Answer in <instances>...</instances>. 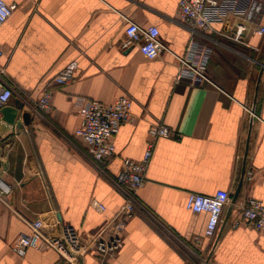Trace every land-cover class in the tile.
<instances>
[{"label":"crops","instance_id":"1","mask_svg":"<svg viewBox=\"0 0 264 264\" xmlns=\"http://www.w3.org/2000/svg\"><path fill=\"white\" fill-rule=\"evenodd\" d=\"M4 1L14 5L0 25L1 63L13 93L0 107L9 110L0 114V189L7 192V202L0 201V264H67L36 238L23 256L9 250L35 218L45 232L58 220L81 238L103 227L108 236L128 197L114 176L123 158L143 156L155 122L169 135L153 140L120 248L99 257L90 247L81 264H264V235L244 221L234 225L237 200L223 221L225 206L210 238L203 235L207 215L185 207L190 192L224 189L231 198L243 166L253 176L242 181L238 197L246 193L264 204V34L249 33L264 25V0L230 2L214 22L223 35L207 39L210 82L193 85L176 80L175 55L190 35L178 0ZM126 18L157 26L166 50L150 59L137 45L124 48ZM239 23L246 26L241 42L231 39ZM71 61V79L54 83ZM46 91L49 108H36ZM119 96L131 99V115L113 137L114 154L97 164L74 133L76 110L83 99ZM16 99L23 108L14 115ZM94 199L103 210L91 206Z\"/></svg>","mask_w":264,"mask_h":264},{"label":"built area","instance_id":"2","mask_svg":"<svg viewBox=\"0 0 264 264\" xmlns=\"http://www.w3.org/2000/svg\"><path fill=\"white\" fill-rule=\"evenodd\" d=\"M233 0H178L177 15L180 22L189 32V38L185 50L180 55H175L177 60L176 80H184L193 85L202 82H210L206 68L210 59L212 46L207 42L208 36L214 33L222 34L214 25L216 20L223 17L225 10ZM257 8V7H255ZM14 5L0 0V25L9 17ZM251 12H247L246 19ZM124 29L125 40L123 47L137 45L139 51L147 58L157 57L166 46L159 37V30L155 25L146 27L126 18ZM246 32L243 23L237 24L231 39L241 42ZM250 35L261 36L264 34V25H256L249 31ZM2 49L0 47V107L12 96L13 90L6 75L5 67L1 63ZM76 63L69 62L64 66L52 81L57 85L68 82L75 69ZM51 92L46 91L36 101V108L47 110ZM131 99L128 96L116 97L111 102H102L95 99H83L77 107L76 114L78 124L75 135L86 145L88 156L97 164L114 154L113 137L118 132L120 125L130 118ZM149 140L143 156L139 160L123 158L119 172L114 176L117 185L125 191L127 199L121 205L115 215L109 235L103 237V227L96 236L81 238L77 230L55 220L51 223L52 229L44 231V221L35 218L27 222L29 231L19 234L9 244V250L17 256H23L26 250L32 246L33 240L38 239L44 247L55 250L67 264H81L85 253L93 248L100 256L114 254L122 244V232L126 220L133 216L136 191L144 183V172L151 154L153 140L157 136H168L166 126L155 122L148 127ZM253 171L245 169L242 181L245 183L252 179ZM7 192L0 189V201L5 203ZM230 202V193L219 189L211 195L190 192L185 200V207L193 213H205L207 215L203 235L206 238L213 237L217 231L223 210ZM91 206L97 210H103L104 205L92 200ZM236 208L238 217L234 225L244 221L264 235V204L246 193L237 198Z\"/></svg>","mask_w":264,"mask_h":264},{"label":"water","instance_id":"3","mask_svg":"<svg viewBox=\"0 0 264 264\" xmlns=\"http://www.w3.org/2000/svg\"><path fill=\"white\" fill-rule=\"evenodd\" d=\"M15 103H16L17 109L16 108L14 109V115H15L16 112H18V109L21 111L22 108H23V103L19 102L18 99L15 100ZM11 109H13V108H11ZM8 112H9L8 108L0 109V114H2L3 116H4V114H6ZM22 114H23V117L27 116V112H22ZM244 155H246V151H245ZM244 170H245V168L243 166V170H242L243 173H244ZM242 176H243V174H242ZM241 183H242V177H241L240 181L238 182L235 190L233 191V193L231 195L230 202H229V207L227 209V212H226V215H225L223 221L226 220V218L228 217V215H229V213H230V211L232 209V206L234 205L235 201L237 200V197H238V194H239V191H240V188H241Z\"/></svg>","mask_w":264,"mask_h":264}]
</instances>
